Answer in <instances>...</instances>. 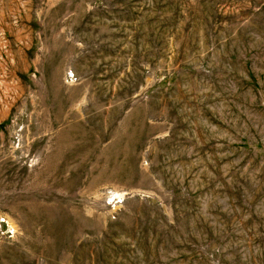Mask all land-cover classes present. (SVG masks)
<instances>
[{
    "label": "rangeland",
    "instance_id": "obj_1",
    "mask_svg": "<svg viewBox=\"0 0 264 264\" xmlns=\"http://www.w3.org/2000/svg\"><path fill=\"white\" fill-rule=\"evenodd\" d=\"M0 264H264V0H0Z\"/></svg>",
    "mask_w": 264,
    "mask_h": 264
}]
</instances>
